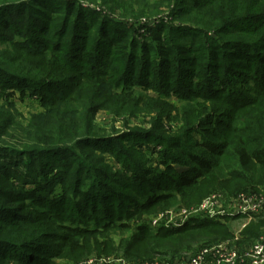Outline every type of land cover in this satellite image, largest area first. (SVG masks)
Masks as SVG:
<instances>
[{"label":"trees","instance_id":"trees-1","mask_svg":"<svg viewBox=\"0 0 264 264\" xmlns=\"http://www.w3.org/2000/svg\"><path fill=\"white\" fill-rule=\"evenodd\" d=\"M29 1L38 16L30 18L25 29L19 24L24 23V17H18L16 23L7 17L0 20V39L4 38L2 28L14 30V34L24 31L30 37L23 41L29 40L32 44L28 47L23 43H16L11 37L8 47L17 54L7 60L2 58L5 52L0 53V100L14 97L16 87L22 83L24 87L36 92L35 96L44 108L39 114L43 121L30 122L29 126L20 127L13 116L5 115L0 104V172L4 176L10 174L11 169L18 168L25 159L27 165L32 167L41 157L40 167L31 168L33 175H42L41 167L45 166L49 173H53L62 165L66 168L64 163H53V159L61 152H76L93 145L107 149L105 145L96 143L120 142L117 147L109 150L121 162V169L117 173L108 176L103 169H98L97 177L88 178L92 181L86 190L81 188L80 181L78 185L76 179L73 195L80 192L79 195L82 196H78L80 201L74 203L75 209L72 208L65 218L63 228L67 234L62 235L61 239L69 242L70 238L94 234L96 231L105 232L110 227L125 230L130 228L127 223L129 218L138 216V212L150 209L158 202L170 200L176 194L185 196L186 190L198 184L204 177L223 182L227 178L235 177V172H239L236 167L243 169L251 162L264 168V111L255 105L256 113H252L251 108L258 99L252 102L249 100L251 95L260 96L259 98L264 96L263 13L248 15L241 10L240 2L230 15L209 16L205 11L213 0L208 3L207 0H188L185 1L186 5L194 7L199 13L187 14H192L195 22L201 26L189 27L164 21V10L159 7L163 4L169 6L174 0H159L158 5H154L151 10L147 8V0H124L137 16L143 15L142 12L146 10H150L151 15H161L154 27L145 26L148 38L138 41L129 34L130 28L101 16L100 11L84 7L77 0ZM19 2L0 0V11L27 4ZM257 2L261 4L262 0ZM202 8L205 11H201ZM181 12V9L176 11L172 8L168 10V15L181 19ZM175 13H178L177 17ZM209 30L216 31L218 39L212 40L208 36ZM234 30L246 33L234 39L222 37L224 33ZM43 32H51L52 37L43 41ZM202 36L210 39L211 43L207 48L201 43ZM65 38L69 40L66 44ZM154 63L158 64L155 89L159 94L174 95L182 101L219 98L232 109L238 110L237 115L228 111L221 113L225 114V118L233 120L232 124L223 125L228 132L226 140L215 142L206 134L209 129L186 124L180 137L164 135L162 130L159 131L161 125H153L148 131H131L125 134L130 137L126 140H130L140 151L143 144L150 143L149 139L142 136L157 138L156 144L164 143L158 157L146 163L123 146V141H120L122 135H92L96 113L100 110L118 112L121 106L130 103L136 89L148 87L146 85L150 83L149 78L154 75L151 70ZM13 64L15 67L11 69ZM173 65L176 67L171 69ZM240 69L246 72L241 73ZM67 72L71 75H65ZM172 77L174 80L170 81ZM56 87H62L63 90L53 93L52 96L48 95ZM18 90L19 100H22L26 94L25 89ZM218 117L219 115L215 119ZM206 121L209 122V119ZM217 122L223 123L225 120ZM195 148L202 149L204 153H198ZM74 159L77 160L78 156L73 160L68 157L69 162L73 163ZM86 164L88 163L84 161V157L81 158L76 175L84 167H87L89 173L96 170ZM175 165L185 169L180 171ZM60 170V179L63 180L65 171ZM27 174V179L33 181L34 177ZM99 175L109 181H99ZM113 181L128 191L114 189L109 185ZM39 193L40 195H30L27 198L45 202L48 209L60 211L57 200H46L47 191ZM1 198L0 193L2 202ZM1 206L0 221H27L22 203L5 197ZM79 209L89 211L86 212L87 219L73 212ZM121 218H124L123 222L115 221ZM258 220L252 223L251 228L255 230L249 237L255 238L260 232L257 231L258 227L264 226ZM137 225L136 231L130 235L128 247L137 246L141 251L150 252L153 245L178 249L177 246L202 239L203 235L197 233L198 231L217 232L225 224L221 221L196 218L181 227H161L151 234H148L150 228L146 223ZM35 242L34 239L32 242L21 243L0 239V264H52L48 262L47 255L44 257L40 253L39 245ZM72 242L77 244L76 241ZM46 253L52 254L47 251Z\"/></svg>","mask_w":264,"mask_h":264},{"label":"rangeland","instance_id":"rangeland-1","mask_svg":"<svg viewBox=\"0 0 264 264\" xmlns=\"http://www.w3.org/2000/svg\"><path fill=\"white\" fill-rule=\"evenodd\" d=\"M7 1L12 2L13 0ZM18 1H20L19 3L27 2V4L26 6H22V4H20L16 7L1 10L0 20L7 17V19L11 22L16 23L18 22V17H24V23L19 22V24L23 27V29H25L30 18H35L38 15L35 10L31 8V2L29 0ZM77 1H79L84 7H90L95 10L96 8H99L98 11H100L101 16H105L111 21L122 23L127 26L131 29L129 34L135 36L138 41H144L149 36L145 26L154 27L158 23L159 17H161L160 14H150V10L154 8V5H158L159 0H147V8L150 10L142 12L144 13L143 15L138 14L139 17L137 14L132 13L134 10H131L124 0H95L94 2H90L89 0ZM185 1L188 0H174V2L169 3V6L168 4H163L159 7L164 10L163 14L161 13L164 21H172L174 25L201 27L197 24V22H195L196 19L192 14H187H197L199 12L195 10L194 7L190 8L186 5ZM209 1L210 0H207L206 3ZM257 1L258 0H213L212 4L207 6L208 9L205 8L206 11L203 10V8L201 11H205L209 14V16L230 15L231 11H234L238 3L241 2V10L247 12L248 15L264 14V0H262L261 4ZM172 8H174V10L176 9V11L177 9L182 10L179 14L183 20L180 18V20L178 18L174 19L175 16L172 17L168 15V10L170 11ZM175 14L177 17L178 13ZM190 17L194 19H190ZM1 30L4 33V38L0 39V53L5 52L2 57L3 59L8 60L10 57L13 58L17 54L15 50L8 47V41L11 37L14 38L16 43H23L28 47L32 46L29 40L23 41L24 38L30 37L26 35V32L23 31L20 34H14V30L11 29L2 28ZM177 33L178 32H176V34ZM244 33L246 32H242V30H234L224 33L222 37L225 39H234L240 37L241 35H245ZM29 35H32V33H29ZM208 36L212 40H216L219 37L217 32L214 30H209ZM51 37V32H43L41 34L43 41ZM200 40H202L201 43H204L205 48H207L208 44L211 43L210 39H204V36H202V39ZM64 41L65 44L69 42L67 38H65ZM38 64L39 62L37 65ZM14 67L15 64H13L10 68L14 69ZM174 67H176V65H173L171 69H174ZM157 69L158 64L154 63L151 68L154 75L149 78L150 83L146 85L148 87L144 89H136L133 94V100L126 104V106H121L118 112H114L116 110H100L96 113L93 120L94 130L92 135H122L120 141H123V146L129 150V152L135 153L137 157L146 163H148V161H154L158 157L164 143L160 142L156 144V141H158L157 138L151 139V137L145 135L142 137L149 139L150 143L143 144L142 150L140 151L136 149L135 145H133L130 140H126L130 137L125 134H129L131 131H148L152 129L153 125H156L157 127L161 125L159 131L162 130L165 133L164 135L169 137H180L184 132V124H186L201 126L209 129V132L206 134L209 138L212 137L211 139L215 142L226 140L228 132L224 130L223 125L224 123L232 124L233 120L232 118H225V114L221 113L228 111L233 115H237L238 110L232 109L230 105L221 102L219 98H211L210 100L195 98V100L191 101H182L174 95L165 96L164 94H159V92L155 89L156 82L158 80ZM240 71L241 73L246 72L244 69H240ZM22 73L26 74L25 71ZM65 75H71V73L67 72ZM169 80L173 81L174 78L172 77ZM186 80H188V78H186ZM16 88L17 92H15L16 94L14 97L0 100V104L3 106L6 113L5 115L9 117L13 116L14 121L20 127L29 126L30 122H42L43 120L39 114L44 111V108L40 106V101L35 96L36 92L29 87H24L22 83H20V85ZM18 89H25L24 93L26 94L22 100H19L20 97L18 95ZM62 90V87L53 88L52 91L48 92V95L52 96L53 93ZM259 97L260 96L256 95L249 96V100L251 102L258 99L252 106L253 108H251L252 113H256L254 112L256 111L254 110L255 105L264 111V96L261 98ZM32 114L35 116L32 117ZM217 115H219V117L215 119ZM235 117L236 116H234V119ZM207 119H209V122L206 121ZM223 119L225 122H217L222 121ZM214 121L216 124H214ZM185 141L191 142L190 140ZM117 143L120 142L118 141L115 144L111 142L96 143V145L100 146L105 145L107 149L95 147V145H93L76 152H61L53 159V163L54 165H57V163H64L66 168H63L62 165L53 173H49L46 166L41 167L43 168V174L36 176L38 178L33 175L31 168L40 167L39 164H41V157L38 158L39 161H37V163L32 167L27 165L28 162L25 159L20 165H18V168L11 169V175L8 174L4 176L0 172V193L2 196V202L0 200V208H2L1 205L5 197L14 199L15 202L22 203L23 206H25L23 213L28 217L27 221L23 222L18 221L14 223H7V221H0V239H5L15 243H21L24 241L32 242L34 239L36 241L35 243H38L39 245L38 247L40 248V253L44 255V257L47 255L48 262L52 264H120L122 260L125 264H141L156 259L163 260L184 258L195 253L203 246L215 242H223L229 246L242 248L244 246H248L257 237L264 234V226H259L257 231L260 232L255 236V238L254 236H248L255 230L251 228L253 227L252 223H254L257 219H259L258 221L264 223L263 218L238 215L220 220L221 223L225 224L220 231H218L219 229H217V232L198 231L197 233L203 235L202 239L199 241H193L188 245L177 246L178 249H165L162 248L161 245H153L150 248V252H146L144 250L141 251L137 248V246L134 248L128 247L130 235L136 231L137 223H147V226L150 228L148 234L154 233L155 231L161 229V227L166 228L164 227L166 226V223L170 224L172 222L173 218L169 219L170 216H179L183 211L196 207L206 196L210 194L220 193L224 198H229L232 194L246 190L264 193V168L258 167L251 162L249 166L244 167L243 169L236 167L235 169L239 172H235L234 178H227V180L219 182L213 181L210 177H204L198 182V184L188 188L185 196L176 194V196L168 201L158 202L157 204L152 205V208L138 212L140 213L138 216L131 217L127 221L130 228L124 230L110 227L105 232L96 231L94 234H82L78 238H70V243L61 239L62 235L67 234V231L63 228L64 223L66 222L65 218L68 217L72 208L75 209L73 206L74 203L79 200L78 196H82L79 195L80 192L73 195V189L75 187L74 183L76 179H78L77 182H81V184L78 182V185L80 184L81 188L84 187V190H86L92 181L88 178L97 177L96 171L98 169H103L108 176H112L113 173H117L121 169V162L118 157L116 158V155L109 152L111 147H117ZM148 147L149 149H147ZM195 149L198 153H204L202 149ZM76 155L78 156V159H74V164L69 162L70 160H68V157L73 160ZM83 157L84 161L88 163L86 165H91L96 170L89 173L87 167H84L80 173L76 175L78 163ZM20 158H23V156L20 155ZM60 169H64L65 171L63 180L62 178L60 179L62 176ZM27 173H29L36 180L33 178L34 182L29 181L27 179ZM37 179H39V182H37ZM123 179L124 178H118V180ZM98 180L109 181L108 178H102L100 175ZM109 185L113 186L116 190L128 191L115 181H113V183H109ZM40 191H47L45 195L46 200L49 199L50 202H54L56 200L58 201L57 206H60L59 212L52 208L48 209L45 202L40 203L35 199L27 198L30 195H40ZM66 192L68 193L67 195L64 194ZM55 206L56 205H54V207ZM73 212L82 216V218L87 219L86 212L89 211L79 209ZM153 220L156 221V225H152L151 222H153ZM115 221L120 223L124 221V218ZM148 223H151V225ZM187 234L185 235L187 236ZM71 241H76L77 244H74L73 242L71 243ZM46 251L52 254H47Z\"/></svg>","mask_w":264,"mask_h":264},{"label":"built area","instance_id":"built-area-1","mask_svg":"<svg viewBox=\"0 0 264 264\" xmlns=\"http://www.w3.org/2000/svg\"><path fill=\"white\" fill-rule=\"evenodd\" d=\"M238 215L264 219V193L246 190L232 194L229 198H224L220 193L210 194L196 207L183 211L179 216H170L172 222L166 223L164 227L175 229L196 218L220 221ZM151 223L156 225L155 220ZM120 264L125 262L122 260ZM141 264H264V234L242 248L215 242L184 258L156 259Z\"/></svg>","mask_w":264,"mask_h":264},{"label":"crops","instance_id":"crops-1","mask_svg":"<svg viewBox=\"0 0 264 264\" xmlns=\"http://www.w3.org/2000/svg\"><path fill=\"white\" fill-rule=\"evenodd\" d=\"M175 167L178 169V170H184L185 169V167H183V166H177V165H175Z\"/></svg>","mask_w":264,"mask_h":264}]
</instances>
